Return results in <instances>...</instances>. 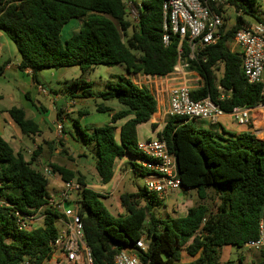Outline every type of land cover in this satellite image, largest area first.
Masks as SVG:
<instances>
[{
    "label": "trees",
    "instance_id": "obj_1",
    "mask_svg": "<svg viewBox=\"0 0 264 264\" xmlns=\"http://www.w3.org/2000/svg\"><path fill=\"white\" fill-rule=\"evenodd\" d=\"M131 1L139 15L136 25L127 19L124 0H0V31L18 49V68L31 70L34 81L42 70L79 67L82 74L73 85L83 84V98L93 97L91 84L84 82L83 76L99 65H124L128 74L162 78L172 74L180 60L203 80L192 91L194 100L210 97L226 113L264 105V83L247 81L241 55L231 49L242 25L264 22L255 15V0H230L236 12L242 10L253 21L237 15L234 25H224L221 39L196 52L195 58H191L187 39L181 41L178 35H171L170 43H164L166 0ZM218 12L225 15L226 9L221 6ZM74 19L81 21L79 32L63 41V28ZM220 66L218 82L216 72ZM4 70L5 65L0 66V75ZM99 97L116 100L124 108L112 114L110 124L90 132L76 126L74 139L84 147L95 146V170L106 185L114 179L118 160L143 157L138 149L137 127L152 120L157 100L148 89L126 76H119ZM97 111L112 110L102 104ZM9 115L22 134H40L39 125L28 118L23 108L13 107ZM130 116L117 136L115 124ZM152 128L155 130L157 124L153 123ZM158 139L164 140L175 154L185 189L195 190L201 201L209 198V190L215 192L213 209L201 203L190 207L184 217L162 219L152 207L160 200L144 189L122 194L120 201L126 212L114 217L101 194L83 188L79 192L83 207L79 214L94 263H112L119 252L134 248L144 239L148 247L139 250L143 264H220L225 246L244 248L248 241L256 239L259 222L264 219V141L254 133L235 134L233 139L223 140L218 132L196 129L188 119L170 116ZM39 153L36 151L35 156ZM34 160L27 161L22 153H16L0 135V264H21L25 260L45 264L54 256L52 243L58 238L56 223L62 214L46 207L50 181L34 167ZM50 167L64 181L76 180L86 186L80 172L54 163ZM133 167L146 176L147 170L140 164L133 163ZM41 208H45L46 215L43 225L29 232L19 230L14 212ZM260 252L261 259L251 264H264V250ZM184 254L192 260L184 262Z\"/></svg>",
    "mask_w": 264,
    "mask_h": 264
},
{
    "label": "built area",
    "instance_id": "obj_2",
    "mask_svg": "<svg viewBox=\"0 0 264 264\" xmlns=\"http://www.w3.org/2000/svg\"><path fill=\"white\" fill-rule=\"evenodd\" d=\"M229 1L166 0L163 4L164 43L166 45L170 43L171 35H178L181 41L187 39L191 48V58H195L196 52L216 44L221 39L225 19L224 14L219 13L218 9L221 6L234 9ZM255 2L264 5V0H255ZM124 3L128 15L131 14L136 24H138L139 15L133 10L132 1L124 0ZM237 14L248 20V15L242 10ZM1 37L0 34V57L3 51ZM232 44L233 51H237L241 55V68L247 81L251 84L264 83V22L254 21L249 25H242L236 31ZM180 62L182 67H175L174 72L169 76L186 77L185 69L188 67L182 61ZM194 89L190 86L187 77L185 82L176 83L170 88L168 109L170 117L207 122L210 125L219 124L220 120L226 115H231L240 125H249L253 120L254 109L235 108L232 112L226 113L210 97L194 100L191 96ZM41 92L47 94L44 88H41ZM56 131L58 137L61 138L64 131L63 123L56 124ZM138 149L143 155L140 159V165L147 170L145 177L147 192L156 195L160 201H163L171 193L191 190L184 188L178 174L177 158L169 150L164 140L141 141L138 143ZM43 173L47 178L59 175L55 174L51 168H44ZM83 188L85 187L76 180L63 181L58 196L49 198L46 205V207L57 210L65 217L64 228L59 230L58 238L52 243L55 258L61 259L65 264H95L92 251L86 243L84 224L79 214V205L78 207H67L71 202V194L80 192ZM44 209L30 212L16 210L14 216L19 230L29 232L42 226L38 225L40 222H44L46 216ZM147 247V243L144 239H141L136 242L134 248L119 252L113 262L109 264H143L139 256V250L145 251ZM245 247L253 251L264 250V219L259 222L258 237L248 241ZM21 264L31 263L25 260Z\"/></svg>",
    "mask_w": 264,
    "mask_h": 264
},
{
    "label": "rangeland",
    "instance_id": "obj_3",
    "mask_svg": "<svg viewBox=\"0 0 264 264\" xmlns=\"http://www.w3.org/2000/svg\"><path fill=\"white\" fill-rule=\"evenodd\" d=\"M142 1V0H136ZM226 14L224 15L226 20L225 24L227 27H231L234 25L237 17V12L230 7H226ZM255 15L261 19H264V5L261 3H256L254 6ZM127 19L133 24L136 25L135 19L132 15H128ZM248 20H252L253 18L247 16ZM81 24L79 19H74L70 21L62 31V38L65 40L71 37V30L78 24ZM119 26V25H118ZM3 39L2 43H6L4 51H2L0 57V66L5 65L9 62L15 63L20 59V54L16 45L9 39V37L0 31ZM132 34V29H129L128 36ZM126 40V39H125ZM231 49L234 50L233 44H231ZM181 62L179 61V65ZM184 65V64H183ZM178 67V66H177ZM81 69L79 67H72L67 69H49L42 70L37 73V81H34L32 76L27 75H19L15 72V70L5 71L0 75V116H5L9 114V110L13 107H24L25 104H30V101H33L37 106L42 104L46 107L47 113L44 116L47 119L48 123H51L55 120V113L52 110L53 107H58L59 109H63L66 106L67 101L72 99V95L80 94L82 95L83 91L86 89L83 84H79L78 86H74L73 83L81 77ZM186 77L190 82V86H195L201 84L203 80H195L196 75L193 71L188 68L185 69ZM218 82L219 78L222 75V66L216 72ZM119 76H129L127 74L126 68L124 65H117L114 67H108L106 65H99L94 69L88 71L84 76L83 80L86 83L91 84V90L93 93V97L91 98H82L79 104H77L72 109H84L86 113L82 117H78L77 114L69 113L67 115V121L63 123L66 127L68 133L73 134L76 137V126L84 131L90 132V130L94 127H98V118L100 121H104L105 114L97 111L99 105L110 106L113 109H123L124 107L118 103V101H104L99 97V94L106 91L108 89V85L111 83H115L118 80ZM133 81V76H129ZM154 85L155 83L152 82ZM41 88H44L47 91V94H43L41 92ZM38 90V91H37ZM24 91H28L30 98H26L24 95ZM70 112V110H69ZM30 113V112H29ZM190 122L196 127V129H202L197 123L190 120ZM106 122H103V124ZM101 124V125H103ZM104 124V125H105ZM142 127L140 129V137L153 135V131L149 124H141ZM252 125V121L249 124ZM256 125L261 126L263 128L264 133V105H260L256 109ZM258 129V128H257ZM261 132H257V136L260 141H264V137L260 135ZM58 138V137H57ZM155 139V138H153ZM29 145L32 146V143L29 139H27ZM17 149V147H16ZM72 149V148H71ZM86 153L85 156H79L80 153H77L74 150H71L75 157L73 160L78 163V166L81 167V174L85 178V185L87 183H91L94 185H101V181L99 182L97 179V172L95 170V161H96V149L94 145H88V147H83ZM45 158L49 156L45 154L43 151L39 153V156H34V154L26 155L28 160L32 158ZM47 158V159H48ZM133 163L140 164L139 159H135L132 161ZM125 169L117 170L116 178L114 183L110 182L107 185L108 189L103 193L102 202L106 206V208L110 211V213L114 217H119L125 214V209L121 205L120 196L124 193H137L143 191L145 189L146 179L145 177L137 173L133 167V164L129 165V171L126 173ZM51 177L49 178L50 182L52 181ZM91 185V186H93ZM99 188V187H98ZM98 190V189H97ZM48 193L52 194L50 187L48 186ZM209 198L205 201H201L198 198L197 192L195 190H187L185 192L177 191L175 193H171L166 200L154 202L152 203V207L157 215V217L162 219H168L169 217H183L186 215L188 209L194 205L205 204L209 207V209H213L215 203V192L213 190H209ZM81 200V194L79 192H74L71 194V202L74 205ZM83 210V207H80ZM57 227L59 230L63 229L64 226L60 221H57ZM43 225L42 222L39 223L38 226ZM240 259H243V262L240 263ZM261 259L260 251H251L248 248H238L235 246H225L222 249V257L221 263L225 264L228 261L234 262L235 264H251L253 261H259ZM62 260L54 258L53 261H48L45 264H51L56 262V264H60ZM62 264H65L64 262Z\"/></svg>",
    "mask_w": 264,
    "mask_h": 264
},
{
    "label": "crops",
    "instance_id": "obj_4",
    "mask_svg": "<svg viewBox=\"0 0 264 264\" xmlns=\"http://www.w3.org/2000/svg\"><path fill=\"white\" fill-rule=\"evenodd\" d=\"M235 24V23H234ZM81 24L79 23L78 25H76L70 32L71 34H76L79 32ZM72 35V36H73ZM62 37V34H61ZM70 38V37H69ZM67 39H63V41L68 40ZM3 39V36L1 37V40ZM3 44V51L5 48L6 43H2ZM21 58L19 60H17L15 63H12L10 60L8 63L5 64V71H9V70H15L16 73H18L19 75H27V76H32L31 75V70H25V71H21L18 66L20 64ZM178 67H182L181 65H179V62L177 64ZM176 66V67H177ZM67 69V68H65ZM181 69V68H179ZM196 77L195 80H202V78H200L195 72H193ZM128 74V73H127ZM129 76H133V82L142 88H146L150 91V93H152L156 100H157V111L154 114L152 120L146 124H149L151 126V129L153 131V135L151 136H145L143 137L142 141H146V140H151L153 138L158 139V133H160L163 130L164 124L167 120V118L169 117L168 115V109H169V91L170 88L175 85L176 83H183L186 81V77L183 76H177V77H171V76H166V77H162V78H158V77H151L148 75H144V74H128ZM129 76H126L128 78H130ZM149 80V81H148ZM154 82L155 84L152 85ZM201 84L192 86L193 88H198V86H200ZM38 91V90H37ZM24 95L26 98H30L29 92L28 91H24ZM83 97H81L80 94L76 95H72V99L67 101L66 106L63 109H59L58 107H53L52 106V110L55 113L56 117L55 120L52 121L51 123L47 122L46 117L44 116V114L47 113V109L45 106H43L42 104H40L39 106H37L33 101H30V104H25L23 108L26 113L28 118L33 119L40 127V134L39 135H32V136H26L24 134H22L21 129L19 128V126L12 120V118L10 117V115L8 114L7 117L5 116H0V135L12 146V148L14 149V151L16 153H22L25 156V159L27 161H29L26 158V155L29 154H34L35 156V152L39 151V152H44L45 154H47L49 156L45 157V158H38L34 160V167L40 169L43 171L44 168H51L50 164L54 163V164H58L60 166H63L73 172H82L81 167L78 166V163H76L73 158L75 157L74 153L71 150L74 151H78L77 153H81L79 154V156H85L86 153L84 152L85 150L83 149V145L80 144L79 142H77L74 139L73 134L68 133L66 130V127L64 126V131H63V135L61 138L58 137L57 131H56V124L58 123H64L65 121H67V115L69 113L72 114H77L78 117H82L86 111L84 109H72L73 107H75L77 104H79ZM112 111L108 112V113H103L105 114V119L103 122H106L105 125H108L111 123V118H112V114L115 112H118L122 109L118 108V109H113L110 106H108ZM256 109L254 110V113L252 115V125L253 127H251V125H240L238 124L235 119L231 116V115H226L224 116L219 124L217 125H210L207 122H197V121H193L195 123H197L199 126H201L204 129H208V130H212L214 132H218V134L220 135V137L223 140H230L233 139V135L235 134H243V133H254L257 136V132H261L260 135H262V137H264V133H263V128H261V126L256 125ZM70 110V112H69ZM30 112V113H29ZM101 113V112H100ZM131 118L128 117L126 119H122L119 120L115 126L117 127V136L119 134V130L121 128V126L123 124H125L127 122V120H129ZM98 127L99 126H104L103 122L100 121V118H98ZM157 124V128L154 130L152 128V124ZM103 124V125H101ZM142 125H139L137 127V133H138V141L141 142V137H140V129H141ZM258 128V129H257ZM58 137V138H57ZM258 138V136H257ZM27 139H29L32 143V146L28 144ZM259 140V138H258ZM17 147V149H16ZM72 148V149H71ZM39 156V155H38ZM48 158V159H47ZM135 158L131 157V156H126L124 157L122 160H118L115 166V176L114 179L111 181L112 184L115 181L116 178V173L117 170L121 169H125L124 171L127 173L129 171V165L133 164L132 161H134ZM52 169V168H51ZM84 173V172H82ZM85 175V173H84ZM146 177V176H145ZM97 179L100 182V178L97 175ZM50 181V180H49ZM63 179L60 175H56L54 178H52V181L49 183V187L52 191V194L48 193L49 198H55L58 196L60 190L62 189V184H63ZM93 184H89L87 183L85 188L94 190L95 192L103 195V193L105 191H107V185L108 184H103L101 182V185H94L91 186ZM99 187V188H98ZM98 189V190H97ZM80 200H78V202L74 205L73 202H70L67 207H73V206H77L79 205V210L80 207L82 206L79 203ZM187 214V213H186ZM63 215V214H62ZM57 220L60 221L63 225L65 217L62 216ZM186 216V215H185ZM184 217V216H183ZM253 251V250H251ZM222 257V255H221ZM55 258V256H53V259ZM53 259L51 261H53ZM58 260V259H57ZM192 259L190 257H188L186 254L183 255V261L184 262H188L191 261ZM50 261V262H51ZM63 261L60 262V264H62ZM53 264V263H51ZM54 264H56V262H54ZM220 264L221 261H220Z\"/></svg>",
    "mask_w": 264,
    "mask_h": 264
}]
</instances>
